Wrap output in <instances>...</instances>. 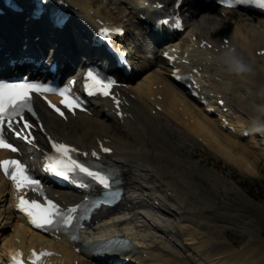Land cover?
Returning <instances> with one entry per match:
<instances>
[{"label": "bare ground", "instance_id": "obj_1", "mask_svg": "<svg viewBox=\"0 0 264 264\" xmlns=\"http://www.w3.org/2000/svg\"><path fill=\"white\" fill-rule=\"evenodd\" d=\"M68 1L72 5L74 13L73 24L77 27L80 34L82 27L92 29L97 17L112 20L119 24L126 23L131 25L134 22L132 20L134 17L132 12L126 9L122 4L124 2L121 0L107 1V4L99 0ZM96 1L99 3H96ZM132 2L133 0H126L125 5L128 6ZM113 7L119 9L114 12L111 10ZM194 10L193 19L190 18L188 21V27L192 31L201 29L203 33H207V36L214 40L221 34L228 35L232 41L236 40L237 37L244 40L236 52L243 55L253 70L237 74L229 72L224 65L217 67L216 69L221 76L226 91L231 89L235 93L234 97L245 98L246 93H244V90L249 91L252 87L258 89L260 85H264V57L258 56L256 53V50L264 45V18L258 16L247 18L238 11H230L228 17H224L213 8L202 4L197 5ZM198 16H200L199 20ZM192 20L194 22L191 24ZM28 31L29 26L24 32H20L18 20L2 29L0 35L4 38L5 43L0 44V48L2 46L7 47L5 50L0 51L1 63L5 62L6 52L15 50L19 35L22 34L21 36H23ZM46 31H48V28L43 25L39 33L44 35ZM79 33H76V42H70L69 48L65 47L66 49L60 56L61 63L70 64L77 60L81 51L79 43L87 37V34L79 35ZM63 34L67 41H70V33H62L61 35ZM32 35L33 33L28 38H31ZM53 41H56V38ZM61 41L66 42L65 39ZM246 41H249L253 47L248 45ZM41 42L46 43V38L43 37ZM133 43L135 42L133 41ZM69 49H73V52L69 51ZM137 54H140L139 51ZM141 55L143 56V54ZM149 55L152 56L151 53ZM155 59L158 64L153 66V68L160 69V71L155 72L152 70V73L144 77L143 80H138L135 86L138 89H142L148 87V85L152 86L156 81L166 84L163 91L165 95V99H163L165 104L164 121L161 123H150L148 126L141 122V127L135 129L134 133H130L132 138L126 135L114 118L105 111V103H102L95 110L96 118L82 114L79 119L72 120L69 124L54 116L44 106H41L42 114L47 120L49 128L56 136H62V139H71L74 142L90 146L96 143L97 136L110 138L112 145L120 150L122 154L120 157L117 155V157L127 161V164L124 165L127 168L124 172V184L128 188L124 204L126 208L124 211L112 212V210H109V212H102L100 221L92 227L94 234L100 230L106 231L108 235L114 232H132L136 244L140 250L142 249L140 255L143 256L144 252H148L161 264H214L216 260L211 258L215 256L214 252L216 250L214 249L217 248H213L212 251L203 248L202 243H199V232L192 231L189 223H196L195 218L198 213L204 216V206L211 201L209 197H201L202 184H198L194 176L204 177L205 175L208 180H212L210 184L215 186L217 191L220 184L219 175L207 168H203L190 155L186 154L182 149L183 142L181 140L169 139V135L173 132L171 120L174 119L180 124H186L185 115H190L191 118L195 119L196 126L201 128L202 132L216 135L225 145L230 146L233 151L234 146L240 144L241 141L240 139H234L231 134L223 132L214 118L206 115L202 109L188 100L180 89L173 86L169 81V74L164 69V61L160 58V55H156ZM85 60L86 57L77 64L83 66ZM150 88L148 87L147 89L150 90ZM148 95L151 96L152 93ZM182 101L186 105L183 110H179L178 106ZM148 104L149 100L146 94L139 100L132 102V105L141 106L142 111H145ZM141 117V114L137 113L139 121H141ZM238 122L243 121L238 120ZM238 127L241 126L238 125ZM207 145L217 153L225 152L226 154L228 152L236 158V155L229 152L226 146L222 148L215 140H208ZM4 154V152L0 151V157ZM238 155L242 156V158L236 159L238 165L244 167L248 173H258L256 169L257 165H259V158L257 159L251 151L245 148ZM226 159L231 163L235 162V159L228 154ZM225 181L227 182L225 185L227 190L235 189V193L241 196V192L233 183ZM169 191L175 194L173 198L168 195ZM66 197H68L67 193L63 192L62 198L66 199ZM242 197L247 203L259 209L258 205L254 204L250 199L245 196ZM11 199V186L0 173V261L8 248H16L18 245L15 241L16 237H20L24 245H33V243L46 240L44 236L32 231L29 227L20 225L19 220H14V213L10 205ZM68 200L72 201L71 198ZM157 201L160 202L159 205L156 204ZM150 221H152V224ZM7 224H11L9 228L11 232L9 233H6ZM196 225L200 226V223ZM225 227L227 226L225 225ZM150 231L153 232L151 233ZM56 247L66 254V264H72L77 260L79 261L78 264H97L84 257H79L67 244L56 245ZM240 257L242 262L250 261L251 264H264V256L257 257L248 251L235 257L237 258L236 264H243L239 260ZM209 258L211 260L208 262ZM141 261L153 264L147 259L141 258ZM219 263L225 264L218 260L216 264Z\"/></svg>", "mask_w": 264, "mask_h": 264}, {"label": "snow or ice", "instance_id": "obj_2", "mask_svg": "<svg viewBox=\"0 0 264 264\" xmlns=\"http://www.w3.org/2000/svg\"><path fill=\"white\" fill-rule=\"evenodd\" d=\"M222 3L229 7H234L237 4H254L258 7L264 8V0H222ZM177 6H179V0H177ZM166 22V21H165ZM109 29H103V34L108 35ZM117 33H122V28L113 29ZM167 55V53H166ZM88 80L86 81L87 89L90 93L102 92L105 95H111V88L115 84V80L107 77H101V75L95 73L94 71H89L87 73ZM48 86L40 84L36 81H31L26 78L19 79H0V124H3L7 120V125L9 128L12 127L11 117L19 113H22L24 109L31 107V97L33 91L42 92L47 90ZM60 94L63 97L61 101L62 104L66 105L68 108L79 107L80 104L76 98L68 94V90L60 89ZM51 103V102H50ZM52 107L56 108L57 111H61L55 104ZM63 115V112H61ZM25 125H28V121H24ZM16 135H21L17 132ZM25 139H28L25 136ZM52 146L56 150L55 155L47 156L48 168L61 177H67L71 179V173L77 171L87 174L98 181L101 185L105 187H110V177L109 175L97 171L86 164L74 159L72 156L73 147L66 143H59L55 140L52 141ZM0 147H5L17 151L13 144L9 143L3 135H0ZM104 151H112L110 148H105ZM95 154V153H94ZM0 168L3 169L4 173L9 175L10 179L14 182L17 189L25 187L39 186L40 181L36 180L30 173L27 165L21 162V160L16 158L2 159L0 160ZM46 204H42L39 200H30L25 196H19L17 198V207L22 209L28 214L33 224H37L40 227H45L46 225H52L54 223H62L64 225L72 224L74 220V213L78 205L73 206L68 209L65 213L60 209V205L54 200L48 199ZM50 254L43 251L32 250V255L29 259L33 261H38L42 256ZM23 253L18 251L11 260V264H24L22 259Z\"/></svg>", "mask_w": 264, "mask_h": 264}, {"label": "rangeland", "instance_id": "obj_3", "mask_svg": "<svg viewBox=\"0 0 264 264\" xmlns=\"http://www.w3.org/2000/svg\"><path fill=\"white\" fill-rule=\"evenodd\" d=\"M97 1H96V3H97ZM109 2H111V0H109ZM199 19L200 18H198V20ZM195 154H196V156H201L202 158H204V160L208 157L207 154L199 153L197 150L195 151ZM262 165L263 164L260 163V166H259L260 169H261ZM227 173L232 175V176H236V178H237L236 182L239 185H241L240 182L247 183L246 188H244L241 185L242 188L247 192H248V189H250V187L255 185L256 183H258V184L264 183L263 182L264 181V168L261 170V173L259 175V179H255L248 174H246V175H234V171H231V170H228ZM256 189L257 190L262 189L261 185H259V187H257ZM213 195L215 196V199H216L215 204H214L215 208H213L214 212H208L207 213V215L210 217V219L213 218V220H210L207 217H205L204 225L207 228L202 230L201 232H202L203 236L207 235V234L208 235L203 237V239H204L203 241H205V239H206V241H207L206 243H209V242L218 243L219 240L224 239V240H226V244H225V247L224 246L220 247L219 248L220 250L217 248V250H219L218 254L211 259L216 260V261L221 260L225 264H230V263L236 264L237 258H235V257L242 255L247 251L253 255H256L257 257L264 256V214L260 213L257 209H255L254 207L249 206V205H247L245 208L242 205V203L239 201V199L234 194H230V195L225 196V194L223 192H220V193H214V194H212V196ZM237 195H239V194H237ZM242 196L243 195L241 194L240 197L243 199V201L245 203H247ZM254 200H256V199H254ZM256 201L259 205H261L264 208V199L259 198ZM247 204H250V203H247ZM206 207H207V204L204 206V209H206ZM205 214H206V212H204V215ZM225 217H230L231 219L227 220V219H225ZM247 217H249V218H247ZM215 220H217V221H215ZM212 223H214V224L216 223V224L214 225ZM229 223H233L236 228L235 227H231L229 229L225 228V225L227 226ZM214 226H217V227H214ZM242 226H244V228H248L249 230L247 229V232H242L243 231ZM219 228H221V229H219ZM203 232H205V233H203ZM229 251H232V253H235L233 255L231 254L232 257H234L235 259L228 258L231 256ZM241 257L239 259L241 263L251 264L250 261L242 262ZM259 261H261V260H259Z\"/></svg>", "mask_w": 264, "mask_h": 264}, {"label": "clouds", "instance_id": "obj_4", "mask_svg": "<svg viewBox=\"0 0 264 264\" xmlns=\"http://www.w3.org/2000/svg\"><path fill=\"white\" fill-rule=\"evenodd\" d=\"M217 60L224 65L229 72L243 74L252 70L250 64L245 60L243 55L236 52L235 49H228L222 52L217 57Z\"/></svg>", "mask_w": 264, "mask_h": 264}]
</instances>
